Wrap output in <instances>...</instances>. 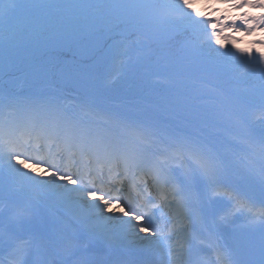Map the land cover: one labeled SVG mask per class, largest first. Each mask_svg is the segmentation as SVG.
Listing matches in <instances>:
<instances>
[{
	"label": "snow or ice",
	"instance_id": "6c2138e0",
	"mask_svg": "<svg viewBox=\"0 0 264 264\" xmlns=\"http://www.w3.org/2000/svg\"><path fill=\"white\" fill-rule=\"evenodd\" d=\"M223 2L0 0V264H264V0ZM130 73L182 128L55 87Z\"/></svg>",
	"mask_w": 264,
	"mask_h": 264
},
{
	"label": "rangeland",
	"instance_id": "374dc122",
	"mask_svg": "<svg viewBox=\"0 0 264 264\" xmlns=\"http://www.w3.org/2000/svg\"><path fill=\"white\" fill-rule=\"evenodd\" d=\"M23 2H27V0H23ZM216 7L218 8V11L215 13H212L211 8L205 10L203 7L201 8V11L205 13V15H208L211 13L212 15H223L228 12L229 5L225 4L223 0H216ZM243 13H250L253 15H260L264 14V9H251L248 7H245L243 9H232L230 15L231 16H240ZM229 35H232L233 33L231 30L227 33ZM238 39H240L241 43L239 44V47H249L250 42L254 39H260L261 36H264V31L257 30L253 35L246 36L243 33H237L235 34ZM75 66H67L66 71L71 73L73 68ZM21 73L17 72L16 75H19ZM3 74H0V77ZM25 75V73H23ZM4 77V78H3ZM2 79L0 78V85L4 84V81L7 80V76L4 75ZM27 79L26 76L23 78H15V87L17 90H25L29 88V85L31 84L30 79L28 81H25ZM2 80V81H1ZM20 80V81H17ZM221 84H224L225 81L221 79L218 81ZM246 85H240V87H245ZM55 87L59 91V93L64 96L65 99V105L67 106H78L79 102H73L72 100L76 101L75 95L80 93L84 94L87 99H90L94 104H101L99 106H107L113 109L114 111L118 112H124L128 115H133L136 117H142L147 120H154V115H157L161 120L160 124L164 128H166L167 131L172 132V130L180 129L184 126L183 124V118L182 117H176L174 114L166 111L162 105L165 103V96L167 95L163 88L152 82L151 77H141L138 74H126L121 79H119L111 89L106 90L102 94H98L94 97H90L87 92V88L85 85H78L71 79H65V80H57L55 82ZM117 87L120 90H115L114 88ZM27 92V91H24ZM132 93L133 95L137 93H142L139 98L134 99L132 101H129V103H121V101L113 97L114 95H119L121 93ZM72 94V95H69ZM111 94V95H106ZM126 94V95H127ZM113 98L116 99L115 102H110L109 99ZM67 106V107H68ZM43 171V169H41Z\"/></svg>",
	"mask_w": 264,
	"mask_h": 264
},
{
	"label": "bare ground",
	"instance_id": "6f19581e",
	"mask_svg": "<svg viewBox=\"0 0 264 264\" xmlns=\"http://www.w3.org/2000/svg\"><path fill=\"white\" fill-rule=\"evenodd\" d=\"M114 89H115V90H116V89H117V90H120V89H119V88H117V87H115ZM178 130H179V129H178ZM178 130H177V131H178Z\"/></svg>",
	"mask_w": 264,
	"mask_h": 264
}]
</instances>
